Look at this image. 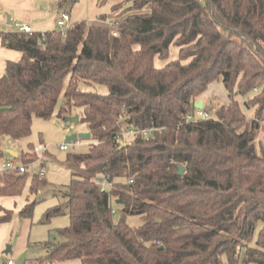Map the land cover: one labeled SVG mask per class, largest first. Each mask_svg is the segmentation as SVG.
<instances>
[{
    "label": "trees",
    "instance_id": "trees-1",
    "mask_svg": "<svg viewBox=\"0 0 264 264\" xmlns=\"http://www.w3.org/2000/svg\"><path fill=\"white\" fill-rule=\"evenodd\" d=\"M76 1L58 4L69 13ZM112 13L65 33L1 34L20 58L0 75V138L55 112L90 133L87 151L64 160L66 201L39 219L67 215L63 240L42 242L36 264H221L223 254L236 264L241 248L242 264H264V0H125ZM216 81L228 101L186 121ZM130 128L153 131L123 136ZM24 173L1 170L0 196L21 195ZM34 203L18 214L31 218ZM2 211L8 222L13 211Z\"/></svg>",
    "mask_w": 264,
    "mask_h": 264
},
{
    "label": "rangeland",
    "instance_id": "rangeland-1",
    "mask_svg": "<svg viewBox=\"0 0 264 264\" xmlns=\"http://www.w3.org/2000/svg\"><path fill=\"white\" fill-rule=\"evenodd\" d=\"M59 0H0V33L5 31H17L16 25L27 24L37 30L36 23H49L48 27H53L54 22L61 16L63 10L58 4ZM125 0H77L67 6L70 11L71 22L85 21L87 23H102L113 20L116 13H112V6ZM107 16L106 20H100L99 15ZM7 16L11 23H7ZM70 22V23H71ZM56 29V28H55ZM48 29H45V31ZM50 30V29H49ZM1 47V45H0ZM169 59L159 61L163 64L175 58V49L170 51ZM98 91L105 93L106 89L97 87ZM209 97L206 98L205 111L219 107L228 101V92L225 91L221 81H216L209 86ZM200 97V96H199ZM198 98V97H197ZM198 101V100H197ZM252 109H247L246 114L251 115ZM209 115L211 113L209 112ZM211 116L214 117L212 114ZM86 132L83 122L73 124L65 119L58 118L56 112L49 119L33 117L30 132L21 138H12L3 135L0 138V148L3 155L0 163L13 160L16 165H25V184L20 199L24 202L34 201V208L31 218H23L18 212H13L8 222L0 223V264L10 259L14 264H36V258L45 254L46 249L42 242L62 241L63 238L55 232L57 228L69 224L67 215H60L50 219L47 223H41L39 219L47 208L66 201L64 192L70 178V168L64 162L69 152H86L88 149V139H78L76 142L67 140V136L76 133ZM66 144L67 150H60L59 145ZM42 145L46 151H41L33 155V160L24 164V154L31 155L32 148ZM8 151L17 153L16 157ZM39 156H43V159ZM29 157V156H28ZM43 166V167H42ZM41 168L45 170L44 175L38 178L36 191L30 189L31 181L37 177ZM130 225H138L140 218L129 216L126 219ZM261 223L257 222L253 237L249 242L252 246L255 243L257 233ZM9 246L8 253H4ZM244 248L238 250L236 264H242L241 258ZM221 264H230L226 255L221 256ZM48 264H82L79 258L65 261H58Z\"/></svg>",
    "mask_w": 264,
    "mask_h": 264
},
{
    "label": "built area",
    "instance_id": "built-area-1",
    "mask_svg": "<svg viewBox=\"0 0 264 264\" xmlns=\"http://www.w3.org/2000/svg\"><path fill=\"white\" fill-rule=\"evenodd\" d=\"M70 18L69 14L65 11L61 13V16L55 23V28L59 30L61 33H65V31L69 28L70 26ZM112 24V23H111ZM16 29L18 32H25V33H31L33 32L32 28L27 25V24H22V25H16ZM255 90V89H254ZM186 121H191V120H196L200 118H208L209 114L205 109L202 108H197L192 112L188 113L186 116ZM153 129H133L130 128L127 131L122 132L123 136H130L134 135L135 133H141L143 135H151ZM60 150H67L68 146L66 144H60L59 145ZM34 153H39L41 151H46V147L42 145H37L32 148ZM40 158L37 159H43V156H39ZM43 167V166H42ZM1 170H13L17 173H23L26 171L25 165H16L13 160H7L5 163H2L1 165ZM45 170L41 168L38 177L41 178V176L44 175ZM105 187V185H103ZM112 212H115V209L112 208ZM3 264H14V262L10 259L4 261Z\"/></svg>",
    "mask_w": 264,
    "mask_h": 264
},
{
    "label": "crops",
    "instance_id": "crops-1",
    "mask_svg": "<svg viewBox=\"0 0 264 264\" xmlns=\"http://www.w3.org/2000/svg\"><path fill=\"white\" fill-rule=\"evenodd\" d=\"M69 18H70V22H71L70 14H69ZM58 19L59 18H57L55 20V22L53 23L54 26L52 28L48 27L49 23L39 22V23H36V27L38 29L36 30L33 26L32 30L36 31V32H44L45 29L53 30V29H55V23ZM7 23H11V22L7 21ZM7 32H12V31H5V32L0 33V45H1V47H0V75L4 72V68H5V64H6L7 60L16 61L20 58V52L19 51L8 48L1 43V34L7 33ZM208 89H209V87H208ZM208 89L206 90V92H204L202 95H200V97L196 98V101L198 100V101L203 102V107L205 105L206 98L209 97V94H211L210 91H208ZM213 111H214V109H213ZM1 165H2V163H0V171H1ZM25 203L26 202H24L22 199H20L19 195L18 196H0V209H2V210L4 209V210H11L13 212H18L25 205ZM2 210H0V215L3 214Z\"/></svg>",
    "mask_w": 264,
    "mask_h": 264
},
{
    "label": "water",
    "instance_id": "water-1",
    "mask_svg": "<svg viewBox=\"0 0 264 264\" xmlns=\"http://www.w3.org/2000/svg\"><path fill=\"white\" fill-rule=\"evenodd\" d=\"M7 21L8 22H11V19L9 16H7ZM195 107L197 108H202L203 107V102L202 101H197L195 102ZM65 120L68 121V122H71L73 124H77L78 123V120H79V117L78 115H73V116H66L65 117ZM90 137V133L89 132H84V133H79V134H76V133H73L69 136H67V140H71L73 142H76L79 138L81 139H89ZM12 157H16L17 156V153L14 152V151H8ZM184 170V167L179 165L178 166V173L181 174ZM101 181V179H100ZM118 203H120V200L117 201ZM10 250V247L7 246L6 249L4 250V253H8Z\"/></svg>",
    "mask_w": 264,
    "mask_h": 264
}]
</instances>
